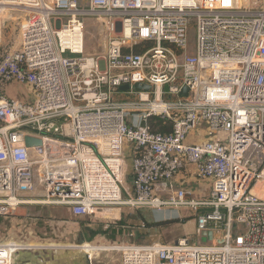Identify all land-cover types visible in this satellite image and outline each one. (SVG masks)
Wrapping results in <instances>:
<instances>
[{
  "label": "built area",
  "instance_id": "obj_1",
  "mask_svg": "<svg viewBox=\"0 0 264 264\" xmlns=\"http://www.w3.org/2000/svg\"><path fill=\"white\" fill-rule=\"evenodd\" d=\"M88 18L106 25L102 54L86 53ZM9 21L20 41L0 49V85L34 98L0 88V213L35 201L76 217L186 207L213 244L124 243L121 264H264V0H0V43ZM187 167L207 197L177 185ZM36 174L45 197L34 201ZM15 252L0 245V264Z\"/></svg>",
  "mask_w": 264,
  "mask_h": 264
},
{
  "label": "rangeland",
  "instance_id": "obj_2",
  "mask_svg": "<svg viewBox=\"0 0 264 264\" xmlns=\"http://www.w3.org/2000/svg\"><path fill=\"white\" fill-rule=\"evenodd\" d=\"M85 23L86 53L102 54L105 51L107 44V31L105 23L102 20H98L95 18H88L86 19ZM10 35L18 37L16 43L6 44V42L3 41L0 43V49L4 45L12 47L18 46L20 41V27L18 21H9V25L6 27L4 26L2 31V39H4L5 36ZM190 41L192 43L196 42V23H192L190 25ZM172 122L173 119L171 118L167 121V125H172ZM149 124L151 125L150 121ZM126 159L127 163L129 164L130 157H127ZM35 180L36 188L28 196L44 198L45 190L38 174H36ZM127 181L128 180L125 177L123 182L127 184ZM196 185H198L197 190H195L194 186L192 187L195 191L200 193V197H207L210 189L209 183L207 184L204 181H198ZM127 188L128 190L124 193V198L128 196V191L130 190L129 184H127ZM52 207L60 209L61 207L63 208L65 206L53 205ZM64 211V213H57L56 216L53 217H50L49 215L39 217L37 212H29L27 215L25 214V216L24 214H20L19 211H8L7 213H0V245L16 243L25 247L23 249H29V246L37 245L53 246L52 248L45 247L38 248V250H36L38 252H35L37 256L35 257V259L39 260V264H43L42 251H44L45 254L52 253V257L48 259L50 264H92V261H95V264H103L97 261V257H99L101 261L104 258V261L106 260V262H112V264H117L119 262V259H121L120 249H104L86 252L81 248L72 247L75 245L78 247H82L85 244V241L80 238V235L82 234L81 230L84 231L83 227L82 229L80 228V225H83L81 221L82 217L74 216L70 211L67 210V208ZM140 211L141 210H134V208L128 206H122L121 208L115 209L113 211L115 213H113V215L111 216H104L99 214L104 218H95V221H115V219L119 217V220H116V223L124 225V228H118L119 231H121L120 236H123L124 234V237H119L118 239H116L114 233L110 232L112 230L105 228L103 225L105 223L99 222V225H97L96 229L93 231V234L96 235L105 232L109 234V236L106 241L100 242L97 240L95 242H91V244H93L94 246L102 247H119L124 243H150L147 241H143L146 235L152 236L150 237V239H155L157 237L159 240H164L165 242H171L172 238L177 239L184 236H189L192 242L200 244L214 243L213 241L206 239L204 236H197L193 234L190 226H192L191 222L194 220L193 216L194 213L197 212V210H185L187 212L183 210V218H185L186 220H180L170 223L168 225L169 231L160 229L157 226H153L154 224L144 218ZM135 214L139 215V217H136ZM135 219L140 222V225L134 223ZM130 220H132L133 222H130L129 224ZM140 226H142L141 229H139ZM131 233H134V235L130 236ZM146 239H149V237H147ZM20 250L18 249V251ZM18 251H16L12 255L11 264H15V254ZM88 260L89 263L87 262Z\"/></svg>",
  "mask_w": 264,
  "mask_h": 264
},
{
  "label": "crops",
  "instance_id": "obj_3",
  "mask_svg": "<svg viewBox=\"0 0 264 264\" xmlns=\"http://www.w3.org/2000/svg\"><path fill=\"white\" fill-rule=\"evenodd\" d=\"M19 24H20V22H19ZM8 25H9V22L5 23V27ZM17 39H18V37H14L13 35H10V36H5V38L2 39V42L4 41V42H6V44H8V43L14 44V43H16ZM4 47H12V46L4 45ZM0 88H1L2 93L10 99L22 100L25 102H31L34 98L33 91L30 88V86H28V85H23V84H20L17 82H9V83H2L0 85ZM193 169H194L193 167H187L182 172H180L175 178L177 185L180 186L182 184H187V185H190L191 187L194 186L195 190H197L198 185H196V183H198V181H200V182L204 181L207 184L209 183V181L198 179L195 176ZM127 170H128V172H127ZM125 176L128 180L127 184H129V188H131V181H132L131 158L129 159V164L126 161ZM127 184H126V188H127ZM209 185H210V183H209ZM195 190H194L195 197L200 198V193L195 191ZM29 194H26V198H28V199H32L34 201L42 199V197H32V196L30 197V196H28ZM29 205H31V206H29ZM52 206L53 205H48V204L41 203L39 201H35L32 203H27V204L21 205V206L17 207V209L13 212L19 211L20 214H22V215L24 214V216H25V214L27 215L29 212H37L39 217H43L44 215H46V216L49 215L50 217H53V216H56L57 213L58 214L64 213L65 212L64 210L66 208L68 211H70V209L67 206H65L63 208L61 207L60 209L53 208ZM60 206H62V205H60ZM188 209H189V211L190 210L195 211L194 209L186 208V207H181V208H170V207H168V208H165L162 212H157V211L152 210L150 208H137L134 210H138V211L141 210L140 212H141L142 216L144 218H146L147 220H149L151 223H153L154 224L153 226H157L160 229H163V230L165 229V230L169 231L168 225L170 223L180 221V220H183V221L186 220L185 218H183L182 212H183V210L185 211ZM114 210L115 209H113V211ZM113 211L111 209H107L104 212H101V215L111 216V215H113V213H115ZM185 212H187V211H185ZM134 213H135V211H134ZM195 214L196 213H194V216H193L194 220L191 222L192 226H190V227H191L193 234L197 235L196 234L197 220H196ZM101 215H99V213H98L96 215H91L92 217L91 216L82 217L81 221H82L83 225L81 224L80 228L82 229V227H83L84 231L81 230L82 234L80 235V238L83 239V241H85V244H91V242H95L97 240L100 242L107 240L109 234H107L105 232L102 234H96V235L93 234V231L96 229L97 225H99V222L105 223V224H103V223L102 224L104 225L105 228L112 230L110 232L114 233V235L116 236V239H118L119 237H124V234H123V236H120L121 231H119V229H118L120 227L124 228V225H122L120 223H116V220H119V217H117L115 219V221H113V220L112 221H103V220H101V221L96 220L95 221V218L96 219L104 218ZM135 216L139 217V215H137V214H135ZM130 222H133V221L130 220L129 224H130ZM134 223L137 225H140V222L137 219H135ZM141 227L142 226H140L139 229H141ZM147 237H149V239H146ZM150 237H152V236L146 235L144 237L143 241H147L150 243L159 241V242H163L166 244H172V243L177 242L179 239H181V238H177V239L172 238V241L171 242L167 241L168 242L167 243L164 240H159L157 237L155 239H150ZM182 238H189V236H187V237L184 236ZM88 242H90V243H88ZM91 245H93V244H91ZM45 247L46 248H52L53 246H50V245L38 246L37 245V246H29L28 247L29 249H23L25 247H22L21 248L22 250H20V249H19L20 251L17 250L19 253L17 252L15 254L16 255L15 256L16 257L15 264H39V260L35 259V257H37L35 252H38V251H36V250H38V248H45ZM72 247L83 249L81 246L78 247L76 245L72 246ZM34 248H37V249H34ZM104 249H116V248L106 247ZM104 249H93V250H104ZM93 250H91V251H93ZM42 253H43V256H42L43 264H50L48 259L50 257H52V253L45 254L44 251H42ZM97 258H98V260H97L98 262H101L103 264H112V262H106V260L104 261V258L102 259V261H101V259H99V257H97ZM87 262L89 263V260ZM91 263L95 264V261H92ZM117 264H121V259H119V262Z\"/></svg>",
  "mask_w": 264,
  "mask_h": 264
},
{
  "label": "water",
  "instance_id": "obj_4",
  "mask_svg": "<svg viewBox=\"0 0 264 264\" xmlns=\"http://www.w3.org/2000/svg\"><path fill=\"white\" fill-rule=\"evenodd\" d=\"M129 88H130L129 85H124V86L120 87V89L124 90V91L128 90ZM134 88L137 91H141V90H150L152 87L149 84L136 83L134 85ZM187 92H188V89L184 88L183 91H182V94L183 95H187ZM25 143H26L27 146L32 147V146H36V145H42L43 141L40 138H36V137L31 136V135H26ZM204 235H207V238L209 240L212 239V232L211 231H209L208 233H205Z\"/></svg>",
  "mask_w": 264,
  "mask_h": 264
},
{
  "label": "trees",
  "instance_id": "obj_5",
  "mask_svg": "<svg viewBox=\"0 0 264 264\" xmlns=\"http://www.w3.org/2000/svg\"><path fill=\"white\" fill-rule=\"evenodd\" d=\"M141 50H142L141 48H137V51H141ZM150 122H151V127L154 130L167 131L170 130L171 128V125H167V123L166 124L163 123V120L158 116H153Z\"/></svg>",
  "mask_w": 264,
  "mask_h": 264
},
{
  "label": "bare ground",
  "instance_id": "obj_6",
  "mask_svg": "<svg viewBox=\"0 0 264 264\" xmlns=\"http://www.w3.org/2000/svg\"><path fill=\"white\" fill-rule=\"evenodd\" d=\"M49 145V144H48ZM6 245V244H5ZM7 249L9 250V252L12 254L13 252H15L18 249H21L23 246L16 244V243H11L6 245ZM82 248L86 251V252H90L93 249H104L106 247H102V246H93L91 244H84L82 246ZM116 249H118V247H114Z\"/></svg>",
  "mask_w": 264,
  "mask_h": 264
}]
</instances>
